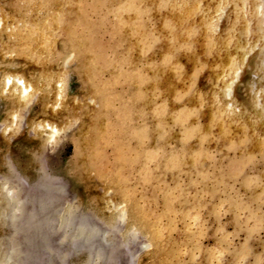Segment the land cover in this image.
Here are the masks:
<instances>
[{
	"label": "rangeland",
	"instance_id": "obj_1",
	"mask_svg": "<svg viewBox=\"0 0 264 264\" xmlns=\"http://www.w3.org/2000/svg\"><path fill=\"white\" fill-rule=\"evenodd\" d=\"M263 30L264 0H0V262L264 264Z\"/></svg>",
	"mask_w": 264,
	"mask_h": 264
},
{
	"label": "bare ground",
	"instance_id": "obj_2",
	"mask_svg": "<svg viewBox=\"0 0 264 264\" xmlns=\"http://www.w3.org/2000/svg\"><path fill=\"white\" fill-rule=\"evenodd\" d=\"M44 1V0H43ZM76 1V0H75ZM121 1V0H120ZM142 1V0H141ZM42 4V3H41ZM259 4V3H258ZM73 7V6H72ZM46 8V7H45ZM123 8H124V5H123ZM122 8V9H123ZM130 8V7H129ZM64 9V8H63ZM67 10V9H66ZM71 10V9H70ZM169 10H170V8H169ZM122 11V10H121ZM196 11V10H195ZM132 12H134V11H132ZM140 14V13H139ZM42 15V14H41ZM47 15V14H46ZM129 15V14H128ZM193 16V15H192ZM59 19V18H58ZM48 20V19H47ZM47 20H45V21H47ZM55 20V19H54ZM57 21V20H56ZM47 23H50L49 21L47 22ZM54 23V22H53ZM59 23V22H58ZM179 24V23H178ZM34 25V24H33ZM37 25H39V24H37ZM46 26V25H45ZM58 26V25H57ZM29 27V26H28ZM35 27H33V29H34ZM47 28V27H46ZM49 29V28H48ZM54 29V28H53ZM31 30H32V28H31ZM43 30V29H42ZM49 30H51V29H49ZM34 31V30H33ZM54 31V30H53ZM28 32V31H27ZM33 33V32H32ZM32 33H31V35H32ZM28 35V34H27ZM81 35V34H80ZM45 36V35H44ZM22 37V36H21ZM30 37L31 36H29L28 38H29V40H30ZM74 37V36H73ZM73 37H72V40H73ZM84 37V36H83ZM16 39V38H15ZM78 40V39H77ZM84 40V42H85V39H83ZM87 40V39H86ZM89 40V39H88ZM15 41V40H14ZM31 41H33L32 39H31ZM90 41V40H89ZM170 41V40H169ZM18 45V44H17ZM17 45H15V46H17ZM253 45H254V47L255 46H257L260 50H261V48H264V30L262 31V33H260V34H257L256 35V37L255 38H253ZM14 46V47H15ZM90 47V46H89ZM254 47H252V48H254ZM185 48V47H184ZM250 48V47H249ZM18 49V48H17ZM89 49V48H88ZM87 49V50H88ZM171 49V48H170ZM91 50V49H90ZM35 54V53H34ZM89 54V53H88ZM38 57V56H37ZM95 57V56H94ZM170 57V56H169ZM39 58V57H38ZM260 60H258L259 62H261V65H260V69H264V52L260 55ZM91 62V61H90ZM92 65V64H91ZM89 66V65H88ZM262 72V71H261ZM256 73V72H255ZM257 76V75H256ZM237 77V76H236ZM35 78V77H34ZM228 78V77H227ZM2 80V87H3V89H7L8 91L7 92H9V91H16V92H18V93H20V94H22V92H24V93H26L27 91H28V89L29 88H31L33 85V83H31L30 82V80H24L23 78H21V77H18L17 76V74H15V73H12V72H10V73H7V74H5L2 78H1ZM234 79V78H233ZM232 79V80H233ZM36 81V80H35ZM34 81V82H35ZM229 81V80H228ZM59 83V82H58ZM256 84H252V88H254V86H255ZM170 87V86H169ZM256 91H255V94H254V92L252 93V95L254 94V95H256V93H260V95H262L263 94V97H264V90L263 89H255ZM23 93V94H24ZM19 95V94H18ZM25 95V94H24ZM46 95V94H45ZM188 96V95H187ZM14 97V96H13ZM47 97V96H46ZM197 98V97H196ZM183 99V98H182ZM175 102V101H174ZM168 109V108H167ZM183 111V110H182ZM178 113V112H177ZM190 118V117H189ZM188 119V118H187ZM46 122V126L47 127H49L50 129H55L54 128V125L53 124H51L50 122H48V121H45ZM182 122V121H181ZM96 129V128H95ZM94 130V129H93ZM225 131V130H224ZM94 132V131H93ZM88 134H89V132H88ZM94 134H95V132H94ZM97 134V133H96ZM95 134V135H96ZM93 135V134H92ZM89 136V135H88ZM87 136V137H88ZM94 136V135H93ZM88 140V139H87ZM242 163V162H241ZM5 188V187H4ZM2 192V191H1ZM4 192V191H3ZM7 195H9L10 194V190H7ZM3 194V193H2ZM4 195H5V193H4ZM2 198V197H1ZM8 198H10V197H8ZM5 199H6V197H5ZM6 200H8V199H6ZM15 201V200H14ZM10 202V201H9ZM16 202V201H15ZM44 202H46V201H44ZM3 203V202H2ZM13 202H10V204L11 205H13L12 204ZM43 203V202H42ZM10 204H8V206H9V209H10ZM0 205H2V204H0ZM3 206V205H2ZM18 208V206L17 205H15V206H13L11 209L13 210V211H15L16 209ZM23 208V207H22ZM6 209V208H5ZM32 213H34V212H32ZM11 215V214H10ZM39 216V215H38ZM34 217V216H33ZM32 216H29V217H26L25 219H21L20 220V222H24V224L25 223H29V224H32V226L33 225H37V223L38 222H40L39 220H35L34 218H33ZM37 218V217H36ZM46 218V217H45ZM38 219V218H37ZM48 220V219H47ZM64 220V219H63ZM7 221V220H6ZM8 223V222H7ZM28 224V225H29ZM63 224V223H62ZM19 225H15L14 227H13V231L12 232H15L17 229H19V227H18ZM30 227H31V225H30ZM34 227L35 226H33L32 228L34 229ZM37 227V226H36ZM79 227H80V225L78 224V227H77V229H79ZM21 229H23L22 227H21ZM29 229V228H28ZM31 229V228H30ZM36 229V228H35ZM34 229V230H35ZM25 230V229H24ZM32 230V229H31ZM18 232V231H17ZM27 232V231H26ZM52 232V231H51ZM87 232V231H86ZM94 233V232H93ZM78 234V233H77ZM83 234V233H82ZM82 234L80 235V236H82ZM25 236V235H24ZM12 237V236H11ZM84 237V236H83ZM82 237V238H83ZM5 238V237H4ZM43 238H45V237H43ZM85 238V237H84ZM102 238V237H101ZM101 238H99V239H101ZM3 239V237L2 238H0V240H2ZM90 239V238H89ZM5 240V239H4ZM66 240V239H65ZM71 240V239H70ZM39 241V240H38ZM62 242H63V240H62ZM99 242V241H98ZM38 243V242H37ZM100 243V242H99ZM72 244V243H71ZM101 244V243H100ZM10 245V244H9ZM37 245V244H36ZM37 247V246H36ZM93 247V246H92ZM98 248V247H97ZM76 249V248H75ZM14 249L12 248V247H10V248H8V251L7 252H5V253H3V257H5V259H4V261L3 262H0V264H7V262H8V260H10V257H11V253L13 254V251ZM96 252H94L93 253V256L91 255V257H94V256H96V258L97 257H101V254L102 253H100V251H97V250H95ZM26 252V251H25ZM28 253L29 252H27V254L26 255H28ZM67 253V252H66ZM1 254V253H0ZM24 254V253H23ZM65 254V253H64ZM63 254V255H64ZM25 255V256H26ZM25 256H24V258H25ZM26 257H28V256H26ZM29 258V257H28ZM37 258V257H36ZM35 258V259H36ZM95 258V259H96ZM103 258V257H102ZM2 259V258H1ZM38 259V258H37ZM45 259H47V258H45ZM94 259V258H93ZM93 259L91 260V261H93ZM95 259H94V261H95ZM12 262V261H11ZM9 263V262H8ZM13 263H15V262H13ZM17 264V263H16ZM88 264H90V263H88Z\"/></svg>",
	"mask_w": 264,
	"mask_h": 264
}]
</instances>
